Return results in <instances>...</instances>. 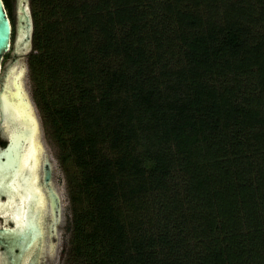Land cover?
Instances as JSON below:
<instances>
[{"label":"trees","instance_id":"1","mask_svg":"<svg viewBox=\"0 0 264 264\" xmlns=\"http://www.w3.org/2000/svg\"><path fill=\"white\" fill-rule=\"evenodd\" d=\"M29 4L66 264H264V0Z\"/></svg>","mask_w":264,"mask_h":264},{"label":"water","instance_id":"2","mask_svg":"<svg viewBox=\"0 0 264 264\" xmlns=\"http://www.w3.org/2000/svg\"><path fill=\"white\" fill-rule=\"evenodd\" d=\"M15 10V31L8 16L3 0H0V80L2 87L0 89V124L11 125L13 131L10 141L6 147L0 146V198L2 195L7 196V200H0V208L11 203L14 188L11 187L14 182L12 176L16 175L19 163L22 161L25 165L34 166L41 146L38 141L40 129L37 116L35 115L34 106L28 95L25 82V61L26 56L32 50L33 19L30 9L29 0H11ZM15 32V33H14ZM14 36L12 37V34ZM11 53L15 59L5 68L2 67L3 58L6 54ZM40 140L47 153L41 134ZM47 170L45 177L50 180L51 168L48 157L44 158ZM33 174V169L28 168ZM12 178V179H11ZM53 181L56 190L60 195L62 207V224L58 233V245L55 255L50 256L48 264H57L64 236V214H63V196L53 169ZM52 192V189H50ZM53 195V192H52ZM54 196V195H53ZM56 203L58 197L55 196ZM26 202L33 209L23 217V223L18 222V216H14V226L9 228L4 225L0 228V247L3 251L0 256V264H18L21 254L27 252L32 243L37 246L40 237V228L38 226L37 212L40 206V199L35 194L29 193L25 196ZM58 219V218H57ZM56 219V221H57ZM56 223V222H55ZM29 231V232H28ZM30 239V240H29ZM19 249L20 253H16ZM35 263L36 260H35Z\"/></svg>","mask_w":264,"mask_h":264},{"label":"flooded vegetation","instance_id":"3","mask_svg":"<svg viewBox=\"0 0 264 264\" xmlns=\"http://www.w3.org/2000/svg\"><path fill=\"white\" fill-rule=\"evenodd\" d=\"M14 30V20L12 17L11 21ZM15 33V32H14ZM15 56L11 53L6 54L3 58L2 67L5 68L8 64H11ZM0 80V89L2 87ZM11 125H2L0 124V146L6 147L10 141L11 134L13 131ZM41 133V131H40ZM40 133L38 137L39 144L41 146V151H39L36 156L37 159L34 162V166L24 164L22 161L19 163L17 176L13 175L14 182L11 187L14 188V193L11 199V203L0 208V228L6 223V226L12 228L15 223L14 216H18V222L23 223V217L33 209L35 205L30 206L25 199V196L29 193L35 194L38 199H40V206L37 212L38 217V226L40 228V237L38 248L39 251H36L37 246L35 243H32L31 247L27 252L21 254V259L18 264H48L50 256L55 255L57 245H58V233L62 229V207L61 199L58 194L55 183L53 181V169L51 172L50 180L47 181L45 177V170L47 166L45 164V156L48 157L50 166L52 168V163L48 154L45 153L43 145L40 140ZM31 167L33 174L29 172L28 168ZM11 178V179H12ZM52 189V192L50 191ZM1 191V190H0ZM58 197V203H56V198ZM0 200L4 202L7 200V196L2 195ZM23 216V217H22ZM58 218V219H57ZM57 219V221H56ZM15 220V221H14ZM56 222V223H55ZM29 232V231H28ZM30 240V239H29ZM3 251V247H0V256ZM20 253L19 249L16 250V253ZM35 260L37 263H35Z\"/></svg>","mask_w":264,"mask_h":264},{"label":"rangeland","instance_id":"4","mask_svg":"<svg viewBox=\"0 0 264 264\" xmlns=\"http://www.w3.org/2000/svg\"><path fill=\"white\" fill-rule=\"evenodd\" d=\"M10 6H11L12 17L14 20V25H15V10H14L11 0H10ZM14 31H15V27H14ZM26 59H27V56H26ZM24 69H25V82L27 86L28 95L34 106L35 115L37 116V120L39 122V129L41 131L40 134H41L43 143L45 145V148L47 150L48 156L50 157L52 167L54 169V172H55V175H56V178H57V181H58V184H59L62 196H63L64 236H63L62 245H61L59 259H58L57 264H66V253L68 250L69 238H70V235H69L70 211H69V202H68L67 183H66L64 173L58 164V158H57L58 150H57L56 144L50 135L49 128L44 124L43 120L41 119L38 109L32 98V94H31L32 87H31V82L29 80V76H28V69H27L26 61H25Z\"/></svg>","mask_w":264,"mask_h":264}]
</instances>
